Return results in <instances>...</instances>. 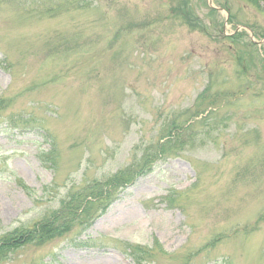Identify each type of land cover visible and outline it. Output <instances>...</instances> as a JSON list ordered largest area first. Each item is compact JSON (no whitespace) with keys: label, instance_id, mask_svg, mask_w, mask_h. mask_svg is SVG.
Masks as SVG:
<instances>
[{"label":"rangeland","instance_id":"obj_1","mask_svg":"<svg viewBox=\"0 0 264 264\" xmlns=\"http://www.w3.org/2000/svg\"><path fill=\"white\" fill-rule=\"evenodd\" d=\"M263 5L0 0V235L191 126L88 229L0 264H264Z\"/></svg>","mask_w":264,"mask_h":264},{"label":"trees","instance_id":"obj_2","mask_svg":"<svg viewBox=\"0 0 264 264\" xmlns=\"http://www.w3.org/2000/svg\"><path fill=\"white\" fill-rule=\"evenodd\" d=\"M241 1L249 6L258 8L262 0ZM250 29L253 32L254 38L263 37L260 32L254 30V27H250ZM244 37L245 36H241V34H236L229 37L228 40H230L232 44L235 43L237 45ZM248 44L249 42H246L244 45L248 47ZM0 104H3V106L0 105L1 109L7 106V103L4 101H0ZM197 114L201 115L204 114V112L196 113V115ZM9 121L13 126H17L19 122L13 119ZM26 122H28V120H21V124H24L26 127H33V125L25 124ZM204 125L207 126L209 124ZM186 126L187 125L182 126L181 123L175 120L164 122V127L162 128L161 126L159 129V140L145 145V153L131 165L118 171L113 176H109L103 180L93 181L90 186L85 187L76 194H69V192H67L64 197L58 200L55 209L46 210L38 219L27 222L26 224H20L4 234H1L0 261L6 260L11 253L24 246L42 245L51 240L65 237L75 229L78 231L79 229L81 231H85L86 228L88 229L94 216L100 214L107 208L108 204L115 201L122 189L134 184L139 176H145L146 173H149L156 160L167 158L169 155L177 154L178 151L182 150V146L184 145L182 138L184 137L185 130L191 127L189 125L188 127ZM161 140L165 142L159 144ZM52 152L53 149H49L41 155L51 162L50 158L53 154ZM17 183L23 192L28 195L32 194V191L20 181ZM127 249L132 259H136L137 254L141 257H148L150 255L149 252H145L147 249L143 250L133 246H128Z\"/></svg>","mask_w":264,"mask_h":264}]
</instances>
